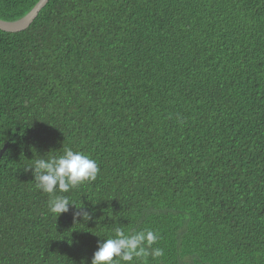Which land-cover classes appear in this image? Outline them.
<instances>
[{
    "label": "trees",
    "instance_id": "1",
    "mask_svg": "<svg viewBox=\"0 0 264 264\" xmlns=\"http://www.w3.org/2000/svg\"><path fill=\"white\" fill-rule=\"evenodd\" d=\"M65 148L91 219L35 187ZM0 151V264H90L116 228L158 234L133 264H264V0H48L0 30Z\"/></svg>",
    "mask_w": 264,
    "mask_h": 264
},
{
    "label": "clouds",
    "instance_id": "2",
    "mask_svg": "<svg viewBox=\"0 0 264 264\" xmlns=\"http://www.w3.org/2000/svg\"><path fill=\"white\" fill-rule=\"evenodd\" d=\"M36 189L49 195L48 209L56 217L69 211V205L75 206L73 216L91 219V214L82 206L77 207L64 195L77 186L96 180L99 167L94 159L79 151L65 148L62 155L47 159H37L30 165ZM27 168V167H26ZM112 238L97 242L90 264H133L135 258L164 255L162 248L152 246L158 240V234L150 229L140 231L121 228L114 230ZM151 249V251H149Z\"/></svg>",
    "mask_w": 264,
    "mask_h": 264
},
{
    "label": "water",
    "instance_id": "3",
    "mask_svg": "<svg viewBox=\"0 0 264 264\" xmlns=\"http://www.w3.org/2000/svg\"><path fill=\"white\" fill-rule=\"evenodd\" d=\"M47 1L48 0H37L27 13L16 20L6 21L0 19V30L5 32H18L27 28L37 15L38 11L46 4Z\"/></svg>",
    "mask_w": 264,
    "mask_h": 264
}]
</instances>
